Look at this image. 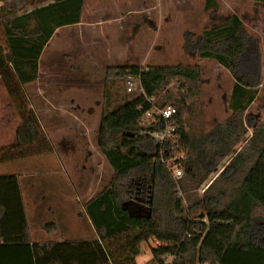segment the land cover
Returning a JSON list of instances; mask_svg holds the SVG:
<instances>
[{
  "label": "trees",
  "instance_id": "trees-1",
  "mask_svg": "<svg viewBox=\"0 0 264 264\" xmlns=\"http://www.w3.org/2000/svg\"><path fill=\"white\" fill-rule=\"evenodd\" d=\"M3 1L0 18L5 19L6 44L0 43V79L15 97L22 117L16 149L23 155L40 143L42 134L22 87L38 78L39 59L55 30L80 22L84 0H58L22 14ZM252 1L264 4V0ZM29 4L36 5V0ZM205 8L218 9V3L205 0ZM184 37L186 49L215 59L232 74L231 115L210 135L191 134L184 110L201 94L202 69L197 64L107 67V82L140 75L146 96L157 101L162 93L167 100L175 98L171 105L178 112L169 120L176 127L173 136L160 142L154 133L166 122H143L144 113L153 108L145 96L112 107L111 94L106 92L98 145L114 175L85 205L99 239L33 242L19 175L3 173L0 264H133L142 244L151 240L160 243L151 247L160 264L168 256L173 257L171 264H264V147L260 145L264 130L255 126L254 136L235 153L239 142H245L249 122L245 112L262 82L257 41L236 14L197 36L186 32ZM173 83L177 95L170 92ZM233 153L229 165L200 194L212 167ZM10 157L1 156L0 165L14 162L15 157ZM171 161L182 162L180 179L173 177ZM133 199L147 204L143 212L132 211Z\"/></svg>",
  "mask_w": 264,
  "mask_h": 264
},
{
  "label": "rangeland",
  "instance_id": "rangeland-1",
  "mask_svg": "<svg viewBox=\"0 0 264 264\" xmlns=\"http://www.w3.org/2000/svg\"><path fill=\"white\" fill-rule=\"evenodd\" d=\"M131 1L134 5L138 0ZM216 1L218 9H206L205 0H164V16L169 17L170 24L163 20V31L167 36L162 48L159 47L160 34L150 24L132 39H136L137 52L147 61L142 66L197 64L201 67V94L194 102H188L184 118L193 136H207L231 115L229 99L234 78L215 59L202 58L186 49L184 35L192 32L197 36L232 14L242 19L247 33L256 39L259 47L262 82L255 101L245 112V118L247 115L249 119L246 139L239 142L236 153L254 136L255 126L257 130H264V4L252 0ZM159 4L162 2L155 1V11L160 9ZM156 16L154 13L153 18L156 19ZM174 18L178 26L171 24ZM4 20L0 18V43L3 45L6 44ZM160 23L161 20H158ZM68 63L64 67L57 64L52 70L44 63L38 80L22 87L27 108L35 112L42 134L40 143L23 155L16 149L17 130L22 124V117L15 97L4 80L0 79V157H15L14 162L1 164L0 171L22 177L29 197L35 235L40 233L45 239L59 240L65 237L63 240H82L88 239L92 232L85 205L110 184L114 175L98 145L106 92L111 94L112 107L133 99V96L127 93L125 82L117 79L107 82L103 66L97 67L91 63L83 65L84 62L79 61L73 62V68H70ZM169 89L177 95L174 83ZM174 99L167 100L163 93L158 97L159 102L167 104H174ZM260 145L264 147V143ZM235 153L225 158L219 166L212 167L214 171L201 185L200 194L229 165ZM184 196L180 192V197L186 203ZM130 203L132 211L137 213L147 207V204L134 199ZM153 244L154 241L143 243L144 251L142 253L141 247V253L133 264H160L153 259L150 248L154 247ZM164 260L165 264H171L173 257L168 256Z\"/></svg>",
  "mask_w": 264,
  "mask_h": 264
},
{
  "label": "crops",
  "instance_id": "crops-1",
  "mask_svg": "<svg viewBox=\"0 0 264 264\" xmlns=\"http://www.w3.org/2000/svg\"><path fill=\"white\" fill-rule=\"evenodd\" d=\"M56 1L58 0H36V5H31L29 0H5L1 4L16 11L17 14H22ZM155 1L162 2L161 5L159 4L160 9L156 11ZM163 1L138 0L133 5L131 0H84L80 22L57 28L44 47L39 59V74L44 63L52 70L57 64L61 67L67 66L69 61H72L68 63L70 68H73V62L79 63V61L84 62L83 65L91 63L97 67L103 66L104 69L109 66L130 64L142 66L147 61L145 58L142 59V55L137 52V41L136 39L133 40L132 37L147 29L148 24H150L152 29L154 28L159 32L161 37L159 47L162 48L164 38L167 36L163 31V20L170 24L169 17L164 16ZM154 13L157 15L156 19L153 18ZM158 20H161L160 24H158ZM173 21L174 23L171 24L178 26L175 18ZM0 174H3V171H0ZM6 174H10V172H6ZM19 181L22 186L33 242L55 241L56 239L50 237L45 239L42 234L35 235L33 232L29 197L20 175ZM91 226L92 232L87 240L99 239L95 228L93 225ZM63 238L56 241H63ZM143 251L144 246L142 245V253Z\"/></svg>",
  "mask_w": 264,
  "mask_h": 264
},
{
  "label": "built area",
  "instance_id": "built-area-1",
  "mask_svg": "<svg viewBox=\"0 0 264 264\" xmlns=\"http://www.w3.org/2000/svg\"><path fill=\"white\" fill-rule=\"evenodd\" d=\"M126 90L127 93L134 98L145 96V98L152 104L153 108L148 110L143 115V122H158L159 120H164L166 122L165 128L154 133L156 139L160 142H163L165 139L173 136L176 127H174L169 120L178 112L177 108L171 104H167L164 106L157 105V98L146 96L145 91L143 89L141 83L140 75H128L126 80ZM156 114L159 115V119L156 117ZM181 155L180 157H182ZM170 166L172 175L175 179H180L184 175V170L182 167V162H174L171 161L168 163ZM155 244L160 245L159 242H155Z\"/></svg>",
  "mask_w": 264,
  "mask_h": 264
}]
</instances>
